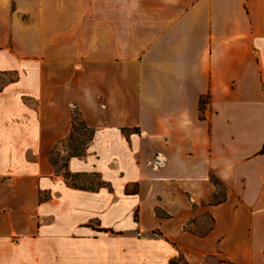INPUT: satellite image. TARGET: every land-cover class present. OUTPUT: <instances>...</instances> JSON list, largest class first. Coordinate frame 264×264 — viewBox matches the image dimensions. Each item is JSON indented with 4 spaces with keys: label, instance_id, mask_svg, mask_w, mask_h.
Segmentation results:
<instances>
[{
    "label": "crops",
    "instance_id": "crops-1",
    "mask_svg": "<svg viewBox=\"0 0 264 264\" xmlns=\"http://www.w3.org/2000/svg\"><path fill=\"white\" fill-rule=\"evenodd\" d=\"M0 75V264H264V0H0Z\"/></svg>",
    "mask_w": 264,
    "mask_h": 264
},
{
    "label": "trees",
    "instance_id": "trees-1",
    "mask_svg": "<svg viewBox=\"0 0 264 264\" xmlns=\"http://www.w3.org/2000/svg\"><path fill=\"white\" fill-rule=\"evenodd\" d=\"M206 102H207V95L199 97L200 112H202ZM77 113L78 111L75 108L72 109L70 131L65 141V147H67L68 155L66 156L65 162H63L64 168L61 173L66 183L72 187L84 188V189H95L101 186H106V183L101 180L97 182V185L95 187H91V186L86 187L84 185H80L74 180L79 176V174H71L66 169L67 158L70 156H78V157L83 156L86 151V145L92 139L93 134H94V130L88 127L82 119L76 116ZM48 159L50 163L52 164V166L54 167V169L58 172L59 169H57L58 167L56 166V161L51 156V149L49 151ZM213 180L214 182H217L215 178H213ZM133 188H134L133 190L135 191L136 187H133ZM126 191H129L127 187H126ZM213 198H215V196ZM216 201L217 200H211V202H216ZM134 217L136 218V214H134ZM183 261H184L183 256L181 254H178L177 256H174L173 258L169 259L167 264H181L183 263Z\"/></svg>",
    "mask_w": 264,
    "mask_h": 264
},
{
    "label": "rangeland",
    "instance_id": "rangeland-1",
    "mask_svg": "<svg viewBox=\"0 0 264 264\" xmlns=\"http://www.w3.org/2000/svg\"><path fill=\"white\" fill-rule=\"evenodd\" d=\"M7 79L6 76L0 75V83L4 82ZM78 118H80L79 113L76 114ZM81 119V118H80ZM65 146V142L63 144H57L54 148L51 149V156L56 161V166L58 172H62L64 168V163L66 156L68 155L66 153H61L60 149ZM67 150V147H66ZM78 184L84 185L86 187H95L97 185V182L99 181V178L95 174H83L79 175L76 179H74ZM220 188V186H218ZM205 226V225H204Z\"/></svg>",
    "mask_w": 264,
    "mask_h": 264
}]
</instances>
